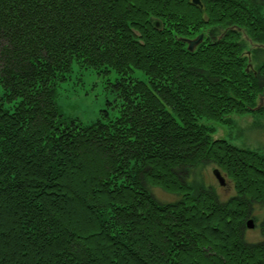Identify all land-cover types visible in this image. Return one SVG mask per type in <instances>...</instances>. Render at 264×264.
<instances>
[{"label":"trees","instance_id":"obj_1","mask_svg":"<svg viewBox=\"0 0 264 264\" xmlns=\"http://www.w3.org/2000/svg\"><path fill=\"white\" fill-rule=\"evenodd\" d=\"M75 64L114 97L90 124L57 102ZM0 84V264H264V240L245 239L263 149L214 138L234 115L264 116V18L249 4L0 0ZM204 164L233 183L226 202L186 183Z\"/></svg>","mask_w":264,"mask_h":264},{"label":"rangeland","instance_id":"obj_2","mask_svg":"<svg viewBox=\"0 0 264 264\" xmlns=\"http://www.w3.org/2000/svg\"><path fill=\"white\" fill-rule=\"evenodd\" d=\"M247 48L253 49L251 43L247 44ZM253 68V66H251ZM135 76L145 80V75L136 71ZM115 80L116 75L112 73L110 77ZM107 79L100 76L94 70H81L78 65H74L73 72L68 80L63 83L58 90V105L69 118H77L85 124L95 122L100 118V112L106 108L107 100H113V95L106 88ZM3 88L0 84V95ZM264 106V95L262 94ZM260 104V100H259ZM115 112L112 113L114 116ZM232 125L216 124L215 139L225 138L232 144L244 149H263L264 152V116L258 114H247L244 116H233ZM217 168L214 164H204L190 169L184 175V179L188 185L192 187L194 192L201 188H212L215 190L219 200L226 202L235 195L233 183L226 178L225 185H221L214 175ZM151 194L159 202L172 203L180 200V197L165 192L161 188L151 187L148 185ZM250 220H253L255 227L247 228L245 231V239L249 243H258L264 240V234L261 230V223L264 221V205L255 204L250 214Z\"/></svg>","mask_w":264,"mask_h":264},{"label":"water","instance_id":"obj_3","mask_svg":"<svg viewBox=\"0 0 264 264\" xmlns=\"http://www.w3.org/2000/svg\"><path fill=\"white\" fill-rule=\"evenodd\" d=\"M194 3L199 4L200 0H193ZM204 35L200 34L197 38L195 39H183L184 41H186L188 43V49L189 51H194L195 48L203 41ZM263 105V99L262 97L260 98V104L257 106V109H260ZM214 175L216 176V178L219 180L221 185H225L226 183V179L224 178V176L221 174V172L219 170H214ZM247 227L248 228H254V222L253 220H248L247 221Z\"/></svg>","mask_w":264,"mask_h":264},{"label":"flooded vegetation","instance_id":"obj_4","mask_svg":"<svg viewBox=\"0 0 264 264\" xmlns=\"http://www.w3.org/2000/svg\"><path fill=\"white\" fill-rule=\"evenodd\" d=\"M249 4L252 8L257 10V13L264 18V0H239ZM200 4V3H199ZM253 46H262L261 44L254 42Z\"/></svg>","mask_w":264,"mask_h":264}]
</instances>
